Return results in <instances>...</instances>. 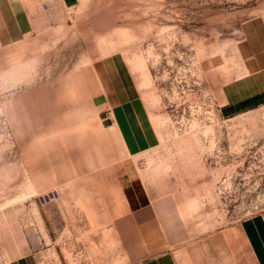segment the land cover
Returning a JSON list of instances; mask_svg holds the SVG:
<instances>
[{"label": "rangeland", "instance_id": "obj_1", "mask_svg": "<svg viewBox=\"0 0 264 264\" xmlns=\"http://www.w3.org/2000/svg\"><path fill=\"white\" fill-rule=\"evenodd\" d=\"M45 4L32 32L0 33V264H137L146 242L220 251L226 232L230 264H249L238 227L264 221V103L223 115L215 64L264 0ZM101 66L119 107L92 102ZM120 194L130 208L108 222ZM149 200L162 219H127Z\"/></svg>", "mask_w": 264, "mask_h": 264}, {"label": "crops", "instance_id": "obj_2", "mask_svg": "<svg viewBox=\"0 0 264 264\" xmlns=\"http://www.w3.org/2000/svg\"><path fill=\"white\" fill-rule=\"evenodd\" d=\"M56 1L59 5L70 7L76 0ZM28 3L29 5H27ZM45 5H47L45 0H0L2 38L10 41L11 33L21 37L32 32L34 15L52 14V12L45 11ZM29 6L33 12L29 10ZM215 68L218 106L223 115H232L264 103V16L256 15L242 23L240 36L234 41L231 49L221 55ZM98 79V87L90 91V93H94L92 102L100 106V110L119 107V97L122 95L109 82V73L103 69V66L98 71ZM118 196L114 216H105V219H109L108 222L116 219L120 213L130 208L126 197L121 194ZM136 207L141 210L137 213L132 211L133 215L127 219H162L156 210L155 201L149 200L147 204H140ZM144 214L146 215L144 216ZM110 229L115 232L116 227L111 225ZM238 231L246 249L245 257L249 258V264H264L263 219L258 217L246 219L239 224ZM231 235L228 232L222 234L227 249H220V251H217L212 246L213 244L191 254L183 248L156 251L154 244L146 242L139 250L131 251L126 255L145 256L137 264H225V262L230 264V262L232 263L230 257L234 251L230 243ZM8 264H35V262L28 254H23L12 258Z\"/></svg>", "mask_w": 264, "mask_h": 264}]
</instances>
